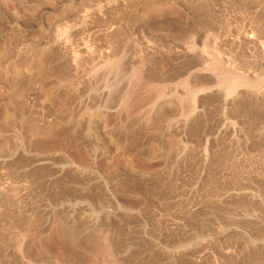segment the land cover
Returning <instances> with one entry per match:
<instances>
[{
	"label": "rangeland",
	"instance_id": "1",
	"mask_svg": "<svg viewBox=\"0 0 264 264\" xmlns=\"http://www.w3.org/2000/svg\"><path fill=\"white\" fill-rule=\"evenodd\" d=\"M0 264H264V0H0Z\"/></svg>",
	"mask_w": 264,
	"mask_h": 264
}]
</instances>
